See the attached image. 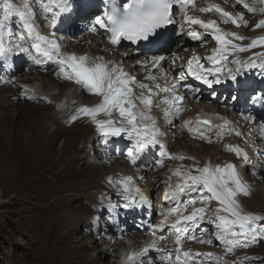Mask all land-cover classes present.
<instances>
[{"label":"bare ground","instance_id":"1","mask_svg":"<svg viewBox=\"0 0 264 264\" xmlns=\"http://www.w3.org/2000/svg\"><path fill=\"white\" fill-rule=\"evenodd\" d=\"M12 2L17 5L22 4V0H12ZM248 2L251 3V0H248ZM210 3L219 4L225 11L233 13V15L242 13L244 20L247 21V27L243 23H241L239 28L231 23L224 24L220 22L218 14L213 12L201 13L199 11L200 8L206 7ZM105 4L106 0H89L84 3L80 1L72 3L71 15L68 18H62L61 24L58 25L57 38L60 35L65 37L63 41H60L61 51H68V53H75L76 55H87L89 57L103 56L105 60H111L120 64L125 72L131 76H135L141 83L153 84V81L145 79L149 72L158 78L162 77L164 73H167L168 83L177 82L180 85L178 91L181 94H185L184 85L198 89L194 94H186V99L183 102L184 111L171 124L164 122L160 108L153 107L151 114L156 119L163 133L160 137L161 142L165 145L169 153L193 156L199 161L200 166H203L205 162L209 161L213 165L231 162L239 166L242 161L237 159L233 153L225 150L226 144L238 145L248 153L251 161V163L239 169L242 177L251 185V194L238 198L242 211L264 218V166H262L264 165V138H262V134L259 132L261 124L258 122V117L250 107L247 108V103L245 102V98L264 92V74L258 69L256 71L262 74L261 78L246 73L242 80L245 87L240 93H237L233 89L230 81L217 85L214 89H208L205 86V91L203 88L204 85L202 86V84L191 77L174 81L172 78L179 75L181 67L186 66L188 59L193 54L200 57H206L211 54L212 48L216 46V42L211 39V36H205V40L209 41V45L202 47L200 51L196 50L197 48L194 50V45H200L202 43L191 40L187 36V30L192 28L203 33L204 29L199 25L184 24L182 13L176 9L174 11L175 23L168 26L169 29L172 28L176 30V33H180L179 35L170 36L171 40L169 44L173 43L174 48L167 45L163 48L142 46L136 49L128 46V48L118 49V46H111L108 43L104 30L99 29L94 24L95 17L97 15H103L105 12ZM228 5H231V7L237 6L239 12L234 11ZM256 7L258 9L259 5ZM33 8L37 13L36 23L39 26V30L42 34H48L50 29L40 15L38 6L33 5ZM255 13H248L241 5L237 4L236 0H196L195 7L190 8L188 11V15L198 16L205 21L209 19L217 20L219 26L224 31H235L239 35L246 37L247 39L243 41H234L241 45H247L251 42L252 38L264 36V29L260 30L261 28H255L258 22L264 20V16L260 14L256 15ZM182 24H184L183 32H181ZM78 27L85 29L86 32L80 36L76 35ZM93 27H96V32L91 30ZM174 40L176 41L174 42ZM187 45H191V47L186 48ZM257 50L253 48L247 52H240L237 55L241 60H244L253 57V54L257 53ZM139 54L142 55L139 56ZM153 56L165 57V60L161 62L163 72L151 67L150 62ZM17 58L18 61L13 59L11 65L7 66V70L2 69V73H0V84H2L0 85V171L5 172L12 169L15 173L14 179L19 183V186H15L17 192L23 191L27 196L29 191L35 190L37 193L35 197H40L45 201L43 204L50 210L48 215L51 217L48 218L52 220L57 217L59 221L57 227L61 231L52 232L53 225L51 226L49 224L45 229H50V231L45 234V237L49 239L48 241L52 245L54 242H62L66 251L70 252V255L77 260L79 257L82 258L80 251L84 249L85 244L87 245L92 242L89 241L86 243L88 240L84 238L81 239L83 240L82 242H78L76 241V237L70 239L69 234L74 236L78 230V225L89 220L87 217L90 214L89 209H92L91 211L98 215L106 214L107 216V213H104L102 210L104 205L100 204L97 207V204L95 205L94 203L102 201L106 203L108 193L114 194V201L121 200L116 190L107 183L106 177L109 174L107 175L101 171L104 168L90 165L97 160L96 158L102 160L101 163L103 164L99 162L101 165H104L108 161L104 151L98 153L95 149H109L112 145H121L124 142L130 144V142L125 138L116 137L111 138L105 144L97 133L95 126L87 117H80L76 121L69 123L68 119L77 107L81 105L91 106L98 102V98L84 92L72 82L58 79L56 75L58 68L50 62L36 65L24 55L17 56ZM25 60L28 64L26 70H30L31 75H22L19 77L20 80L10 79L11 72L18 70ZM137 61H147L148 66L144 67L137 63ZM202 62L205 63V66H208L207 61ZM0 67L2 68L1 64ZM33 69L50 70V72L34 73ZM30 77H32V85L30 86L29 93L22 94L12 87H8L11 84L26 86L24 79ZM36 77H39L37 78L38 82L33 83ZM156 82L161 85L165 84L164 79H158ZM138 91L139 89H137ZM224 91L225 93H223ZM220 93H223L220 100H209V96H207L209 94L217 97ZM163 95V93H159L160 98ZM228 95L232 97L239 96V99L236 100V105L233 106L232 103H228L231 100H228ZM15 97L26 98L30 101V104L22 105L15 101ZM40 100H45L46 102L43 104L37 103ZM154 100H157V97H154ZM250 100L252 102V99ZM163 107L164 105H161V108ZM198 113L212 117L216 123L221 122L215 119L217 116L223 117L230 121V126L236 128L242 135H225L222 140H218L213 131L208 134L213 140L212 143H206L203 140L194 138L186 129L182 128V124L185 120L194 121ZM245 116H251L254 119L247 121L244 119ZM62 138V144L57 147L59 140ZM74 140L76 144H83V147L79 150L75 148L73 146ZM157 147L156 153L151 155L153 157L156 155L160 161L159 146ZM168 147L171 148L168 149ZM254 149H259L261 154H258ZM95 152L97 153L96 158L91 155ZM142 163L143 165L140 167L135 165L132 167L131 164V168H129L128 165L126 167L125 165L123 166V161L121 165V161L116 160L113 165L111 164L112 171L110 173H112L114 178L119 175L132 176L135 184L141 189L144 196H148V184L144 177L145 175L140 172L141 168L146 171V176L158 177L157 184L161 186L160 204H158V207L165 214H167V208L175 206L176 202L182 203L185 200L199 195V193H183L180 194L178 201L172 202L171 204L164 200V191L167 187L166 182L171 175L170 169L181 163L191 165L194 163L192 160L181 162L164 158L163 167L159 168L158 166V172L156 174H150L148 172L150 165H147L144 159H142ZM47 175H51V177L47 179ZM139 177H143V179H139ZM172 182H176L175 177L172 178ZM98 197L101 199L98 200ZM197 206L200 205L197 204ZM216 206V203L211 204L212 208ZM158 207L155 206V208ZM143 209L146 212L152 211V206L146 205L138 210L137 218ZM190 211L191 206H189L188 213ZM162 219L163 216L158 217L152 226L158 224ZM203 224L210 223L205 220L201 222L200 226ZM200 232V230L194 229L192 235L196 239H185L183 241V249L185 251L191 250L193 253H215L216 255L211 258L193 257L190 264H198V261H202L203 264H217L216 256L222 257L227 264H231L233 261H237L240 264V260H238L236 254H225L224 246L220 241H217L213 236L203 237L199 235ZM161 234L166 237L170 236V232L167 229H161L160 232H157V236ZM122 236L123 242L118 243L117 247L110 245L116 242L112 237H108V240L105 241L103 239V242H101L103 251L109 254L113 253L112 250L115 251L114 264H123V259L128 252L139 251L141 248L150 244L153 239L151 228L143 233L136 234L130 232ZM199 239H212L213 242L212 244H201L198 242ZM159 246L166 249V251H172L173 259H175V245L171 240L160 242ZM86 254L88 255L89 253ZM164 254L156 250H150L143 257L142 264H156L161 262L160 257ZM247 254L248 258L254 257L256 254L261 255V257L264 255L262 249L258 252H249ZM149 255L152 257H149ZM86 258L83 259H86L84 261L87 264H104L102 259L99 258V255L93 256V254H89Z\"/></svg>","mask_w":264,"mask_h":264},{"label":"snow or ice","instance_id":"2","mask_svg":"<svg viewBox=\"0 0 264 264\" xmlns=\"http://www.w3.org/2000/svg\"><path fill=\"white\" fill-rule=\"evenodd\" d=\"M236 2L248 13H255L257 10L264 13V0H251V3L248 0ZM195 3L196 0H122L120 6L114 0H106L108 5L106 11L103 15L95 17L94 24L104 30L111 46H119L122 41H129L132 44L143 41L163 48L170 43L171 38L166 34V30L169 25L175 23L174 11L178 9L183 15L184 24L199 25L204 29L201 33L189 28L187 36L191 40L203 44L206 42L205 36L210 35L216 46L206 57L193 54L186 66L181 67L179 75L172 79L179 81L191 77L208 89H214L215 86L230 81L233 89L240 93L245 87L242 80L246 73L258 69L264 74V53H254L253 57L244 60L237 54L256 47H264V36L252 38L247 45L237 44L234 41H243L247 38L235 31H224L217 20L205 21L198 16L188 15L189 9L194 8ZM33 5L38 6L40 15L50 29L48 34H42L39 30L36 23L37 13ZM257 5L261 7L257 9ZM199 11L218 14L220 22L224 24L231 23L239 28L243 23L247 27V21L244 20L242 13L233 15L219 4L210 3ZM71 13L72 0H22L21 5L13 3L12 0H0V62L4 66H10L13 57L21 54L36 65L50 62L58 68L56 73L58 79L72 82L84 92L97 97L98 102L93 105L77 107L68 122L76 121L80 117L89 118L105 144L111 138L127 139L130 146L123 154L130 164L136 165L143 155L157 146L161 157L158 161L160 167H163L164 158L194 162L191 165L181 163L170 169L171 175L166 182L164 200L171 204L178 201L180 194L183 193L199 195L182 203L176 202L175 206L167 208V214L162 211L163 219L151 227L153 239L150 244L139 251L128 252L123 264H142L143 257L150 250L165 253L160 257L161 264H190L193 257H214L215 253H193L191 250L183 249L185 239H196L192 235L194 229L200 230L202 236L208 231L200 228L201 222L205 220L212 225L214 229L212 235L223 244L225 254L232 253L237 248L249 247L255 241L264 239L262 222L264 218L243 212L238 199L240 196L246 197L251 194V185L242 177L239 170L251 163L247 152L238 145L226 144L225 150L242 161L239 166L231 162L213 165L210 161L200 166L199 161L193 156L169 153L160 140L163 133L151 114L153 107L160 108L164 122L171 124L184 111L183 102L186 94H194L198 89L184 85L185 94H181L177 82L168 83L167 73L158 78L149 72L145 79L153 81L150 85L139 82L135 76L125 72L120 64L105 60L103 56L89 57L62 53L60 41L65 37L60 35L57 38L58 25L61 24L62 18H68ZM184 24L181 25V32L184 31ZM255 28H264V20L258 22ZM91 30L97 31L96 27ZM230 57L232 58L229 59ZM164 60V56H153L151 67L163 72L161 62ZM202 61H207L208 66ZM137 63L144 67L148 66L147 61ZM158 79H164L165 84L156 82ZM159 93L164 94L162 98L159 97ZM154 97H157V100H154ZM249 98L264 105V92ZM232 99L237 100L239 96H233ZM161 105L164 107L161 108ZM215 119L221 122L216 123L212 117L198 113L194 121L185 120L182 128L194 138L206 143L213 142L208 135L213 131L218 140H222L225 135H242L236 128L230 126L231 122L227 119L218 116ZM244 119L251 121L254 118L245 116ZM259 132L264 138V123H261ZM254 151L261 154L259 149ZM173 177L176 178L175 183L172 182ZM107 183L116 190L118 197L123 201L119 205L109 202V211H115L117 207L127 210L148 203L132 176L107 177ZM212 202L216 203L215 208L211 207ZM161 229H167L170 236L166 237L163 234L157 236ZM167 240H171L175 245V259L172 251H166L159 246L160 242ZM198 242L212 244L213 241L199 239ZM216 260L217 264H227L222 257L216 256ZM198 264L203 262L198 261ZM232 264L238 262L233 261Z\"/></svg>","mask_w":264,"mask_h":264},{"label":"rangeland","instance_id":"3","mask_svg":"<svg viewBox=\"0 0 264 264\" xmlns=\"http://www.w3.org/2000/svg\"><path fill=\"white\" fill-rule=\"evenodd\" d=\"M79 1H88V0H72V3L79 2ZM228 7L232 8L236 12H239V8L237 6L231 7V5H228ZM259 7H261V5H259ZM255 14L256 15L260 14L264 16V13H261L259 10H257ZM263 29L264 28H261L260 30H263ZM85 32H86L85 29L78 27L76 35L80 36ZM176 34H177L176 30L172 29V32H170L169 34V37L174 36ZM175 41L176 40H174V42ZM169 45L171 48H174L173 43ZM206 45H209V41L207 40L205 43H203V45L202 44L194 45L193 48L194 50L197 48L196 50L200 51L202 47ZM188 47H191V45L186 46V48ZM123 48H128V47L122 46V45L118 46V49H123ZM255 49H258L257 53H264V51H262L264 47H256ZM140 55L142 54H139V56ZM27 68H28V64L25 60V62H22L21 67L18 70H13L9 78L12 80H20L19 77L22 75L30 76L31 72L30 70L27 71L26 70ZM2 69L4 68L0 67V73H2L1 71ZM33 71L34 73L35 72L37 73L46 72V71L50 72V70L44 71V70H36V69H33ZM250 74L251 76H254V77L255 75H257L256 77H260V78L262 77V74L260 72H257L256 70H253L252 72H250ZM31 78L32 77L24 79L26 81V86L11 84V85H8V87H12L14 90H17L18 92L22 94L29 93L30 86L32 85ZM37 78L39 77H36V79L33 80V83L38 82ZM203 88L205 91L206 90L205 87ZM225 91L227 92V90ZM225 91L223 93H225ZM223 93H220L217 97H214V95L211 96L209 94L207 96H209L208 97L209 100H214V99L220 100L222 98L221 95ZM22 97H15V101H17L18 103H21L22 105L30 104V101L28 99L22 98ZM227 98L228 100L231 99L230 101H228V103H232L233 106L237 104V101L233 100L231 95L230 96L228 95ZM245 99L247 100L246 103H247V108H248L249 101L251 102V100L249 97ZM45 102H46L45 100H40L37 103L43 104ZM62 141H63V138L59 140L57 147L62 144ZM129 145H130L129 143L124 142L121 145H112L110 146L109 149L108 148L95 149V151L98 153L100 151H104V154H106L108 161L104 163V165H101L103 164L101 163L102 160L99 158H96L97 153L95 152L91 155H93V157L96 158L97 160H95V162L91 163L90 165L93 167L95 166L96 167L100 166L101 168L103 167L104 169H101V171L105 172V174L107 175L109 174L110 175V176L108 175L109 177L111 176L113 177L112 173L110 172L112 171V165L114 161L116 160L121 161V165L123 161L124 162L123 166L125 165L126 167L128 165V167L131 168L130 166L131 164L127 160L126 155L123 154V153H126L127 147ZM73 146L75 148H78L79 150L81 147H83V144L81 143L76 144L74 140ZM170 148L171 147H168V149ZM157 149L158 147L150 149L148 153L143 155V157L137 162L135 166L137 167L142 166L143 165L142 159H144L146 161V164L150 165L149 166L150 169L148 172L150 174H156V172H158L159 158L156 155L153 157V155L151 154L156 153ZM140 172L141 174L145 175L144 177L148 184V189H149V190L147 189L148 196H145L147 198L148 203H145L140 207L129 208L127 210L117 207L115 211H109V202L112 204H117V205L123 202L122 199L118 201H114L115 196L114 194H111V193H108V200L106 203L105 201H102L99 203L95 202L94 204L95 205L97 204V207H99L98 205L100 204L104 205L103 206L104 209L102 208V210L104 211V213L105 212L107 213V216L106 214L98 215L97 213L92 212L91 211L92 209H89L90 214L87 216L89 220L86 221L85 223L83 222L78 225V230L74 236H71L69 234L70 239L71 238L73 239L74 237H76L77 238L76 241L78 242L79 241L82 242L83 240L81 239L83 238L85 240L86 239L88 240L86 243H88L89 241L92 242L87 245L85 244V247H83L84 249H81L82 251H80L82 258L79 257L76 260L72 255H70V252L66 251V248H64V245L62 242H57V243L54 242V244L52 245L50 241H48L49 239L45 237V234L48 231H50V229H45L49 224L51 226L53 225V228L51 229L52 232H61L60 228L57 227V224H59L57 217L52 220L48 218V217H51L48 215L50 210L49 208L45 206V204H43L45 201L41 199L40 197H35L37 195L35 190L29 191L27 193V196L24 194L23 191L17 192L15 189V186L16 185L19 186V183L16 182V180L14 179L15 173L13 172L12 169H10L9 171H5V172L0 171V264H73V263L74 264H87L85 263L84 260L87 259L86 257L89 254H93V256L99 255V258L102 259V262L104 264H114L115 251L112 250L113 252L112 254H109L103 251L101 248L102 247L101 242L108 240L107 239L108 237H112L115 239L116 242L110 245L117 247L118 243L123 242L122 235L129 234L130 232L137 234V233H143L145 231H148L151 228V226L155 223L156 219L162 216L161 212L163 210L158 207V204H160V193H161V186L157 184L159 179L156 176L155 177H152L151 175L146 176L145 174L146 171L143 170V168H141ZM50 177L51 175H47V179H49ZM100 199L101 198L98 197V200ZM212 203H215V202H212ZM146 205L152 206V211L150 210L146 212L143 209L141 211L140 216L137 218L138 210L142 209ZM155 206L158 208H155ZM142 212L144 213L143 215H142ZM90 218H92V220H90ZM262 222H264V219H262ZM200 228L208 230L207 232L203 234V237L213 236L212 233L214 232V229L211 224H203L200 226ZM199 235H201V232ZM213 238L215 237L213 236ZM261 249L264 253V239H259L255 241L249 247L237 248L232 253L236 254V257L238 258V260H240V264H244V263L245 264H264V255H262L261 257V255L256 254L254 257H249V259H245V256L247 257L248 255L247 253L258 252ZM86 253H89V254L87 255ZM150 256L151 255H149V257ZM83 258H86V259H83ZM156 264H161V262H158Z\"/></svg>","mask_w":264,"mask_h":264}]
</instances>
